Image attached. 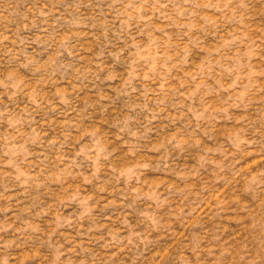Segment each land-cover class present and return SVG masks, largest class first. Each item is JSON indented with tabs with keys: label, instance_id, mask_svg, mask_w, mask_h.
<instances>
[{
	"label": "rangeland",
	"instance_id": "1",
	"mask_svg": "<svg viewBox=\"0 0 264 264\" xmlns=\"http://www.w3.org/2000/svg\"><path fill=\"white\" fill-rule=\"evenodd\" d=\"M0 264H264V0H0Z\"/></svg>",
	"mask_w": 264,
	"mask_h": 264
}]
</instances>
